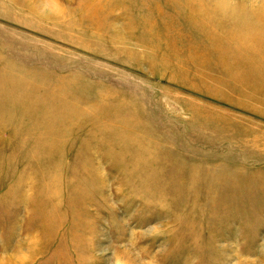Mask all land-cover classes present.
Here are the masks:
<instances>
[{
    "label": "rangeland",
    "instance_id": "obj_1",
    "mask_svg": "<svg viewBox=\"0 0 264 264\" xmlns=\"http://www.w3.org/2000/svg\"><path fill=\"white\" fill-rule=\"evenodd\" d=\"M0 264H264V0H0Z\"/></svg>",
    "mask_w": 264,
    "mask_h": 264
}]
</instances>
